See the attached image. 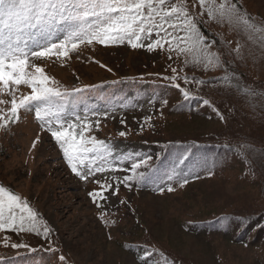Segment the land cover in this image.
Masks as SVG:
<instances>
[{
    "label": "rangeland",
    "instance_id": "1",
    "mask_svg": "<svg viewBox=\"0 0 264 264\" xmlns=\"http://www.w3.org/2000/svg\"><path fill=\"white\" fill-rule=\"evenodd\" d=\"M238 4L258 24L264 23V0ZM192 10L200 12L198 3ZM203 20H208L206 14ZM203 25L230 41L231 49L239 42L242 58L233 54L227 61L248 81L264 82L259 40L249 41L215 22ZM166 48L149 52L94 43L81 45L66 61L55 57L35 61L61 90L85 89L69 105L67 117L70 122H76V115L82 121L87 117L93 127L85 135L111 145L115 153L109 163L121 170L82 181L34 113L21 110L19 122L0 131V184L26 199L51 231L47 238L29 232L0 233V264H264V164L247 166L239 152L222 146L231 137L264 138V114L252 115L225 101L224 85L185 84L184 76L206 82L219 72L186 67L175 53L170 60ZM181 89L195 98L186 100ZM20 91L30 89L21 86ZM146 117L150 122L145 123ZM195 141L204 144L203 154L186 144ZM180 142L182 147L163 146ZM121 154L126 157L122 163L115 159ZM184 154L189 159L179 168L188 183L180 187L166 177ZM148 157L150 167L138 169L145 173L143 182L130 181L131 188L121 184L118 195L109 190L100 207L93 203L89 193L101 190L96 180L111 183L114 190V178L131 176L132 161ZM155 164L157 170L152 171ZM168 184L174 191H167ZM158 187L163 193L156 191ZM12 243L28 247L13 249Z\"/></svg>",
    "mask_w": 264,
    "mask_h": 264
},
{
    "label": "snow or ice",
    "instance_id": "2",
    "mask_svg": "<svg viewBox=\"0 0 264 264\" xmlns=\"http://www.w3.org/2000/svg\"><path fill=\"white\" fill-rule=\"evenodd\" d=\"M197 3L199 13L192 10ZM205 14L207 21L203 20ZM207 22L227 26L230 32L243 35L249 41L259 40V46L264 49V23L258 24L255 17H250L239 6L238 0H192L191 8L189 0H0V96L10 97L8 100L0 99V105L10 104L9 108L0 107V131L18 123L21 110L33 112L36 121L59 145L73 174L82 181L98 173L121 170L109 163V158H113L115 153L111 145L85 135L93 127L87 117L82 121L76 115V122H70L67 117L69 105L74 104L77 94L85 89L61 90L59 82L48 76L35 61L53 57L66 61L81 45L94 43L104 47L127 45L133 50L144 48L149 52L165 50L167 46L168 58H173L172 53L182 56L186 67L204 71L224 69L227 72V62L222 61L219 49L213 51V47L219 44L228 49L227 55L242 58V45L237 42L236 48L231 49L230 41H209L199 27ZM172 71L175 73L177 70L173 68ZM171 79L175 81L177 77ZM183 81L198 85L211 83L194 77L190 81L188 76H184ZM233 81L234 74H226L217 82L231 88ZM21 86H26L30 92H21ZM174 86L180 87L179 84ZM239 91L245 97L257 95L252 89L239 88ZM181 92L186 100L195 98L186 89H181ZM203 103L207 105L209 101L203 100ZM104 116L106 118L107 114ZM150 120L151 117H146L145 123ZM94 123L98 128L99 120ZM119 135L123 137L126 133L120 132ZM38 139L33 142V148ZM115 159L122 163L126 157L121 154ZM149 159L133 160L128 169L132 175L114 178V190L111 183L96 180L101 190L89 193L93 203L100 207L99 201H107L105 193L109 190L112 195H118L121 184L131 188L130 181L143 182L145 173L138 169L150 167ZM188 159L187 154L177 159L176 166L166 177L167 181H175L180 187L188 183L187 177L178 170ZM209 171L211 173V169ZM156 191L163 193L164 188L158 187ZM167 191H174L172 184L167 185ZM100 218L104 219L103 214ZM38 222L39 214L27 200L0 184V233L29 232L43 234L47 238L51 229L42 222L38 227ZM4 241V246H9L6 235ZM10 246L13 249L28 247L22 243ZM59 259L65 260L62 255Z\"/></svg>",
    "mask_w": 264,
    "mask_h": 264
},
{
    "label": "trees",
    "instance_id": "3",
    "mask_svg": "<svg viewBox=\"0 0 264 264\" xmlns=\"http://www.w3.org/2000/svg\"><path fill=\"white\" fill-rule=\"evenodd\" d=\"M201 31L206 35L209 41L216 40L219 41L220 38L217 37L213 32L208 31L206 27H204L203 23L199 25ZM219 49L221 54L222 61H227L228 55L224 51V49L217 44L213 47V51H216ZM225 68L227 69V72H225L224 69H216V72H219V74L216 77H212V79L206 81H211L212 84L215 85H224L225 88L223 92L225 93V101H230L235 103V105L239 104L241 108L245 107V110H250L252 115L256 114H264V105L261 104L264 101V82L259 81V83H253L246 79V77L240 73L231 63L228 62V64H225ZM233 76L234 74V81L231 85V88H229L227 85L222 84L218 81V78L223 77L224 75ZM248 78V77H247ZM163 79V78H162ZM168 80V79H167ZM166 80V82H168ZM239 86V87H238ZM260 87V90H255L257 87ZM239 88H247L252 89L257 94L254 97H245L240 91ZM259 92V93H258ZM179 93V91H178ZM183 98V97H182ZM210 103V101H209ZM254 105V110L252 109L251 105ZM193 109H196V107H192ZM264 126V123H263ZM229 144H222L226 149L230 151H237L240 153L242 158L244 159L247 166L249 165H262L264 164V138L258 137L253 135L252 137L244 136L242 138L236 139L235 137H231L230 139L227 138ZM189 146H194L192 149L196 153L204 152L205 146L202 143H198L197 141L192 142V145L190 143H186ZM165 149H170L172 147H182L183 143H166ZM202 152V154H203ZM163 161L160 159L158 160L157 164H161ZM157 164L152 167V171L157 170ZM173 166V165H172ZM179 171H182L183 168H178Z\"/></svg>",
    "mask_w": 264,
    "mask_h": 264
}]
</instances>
